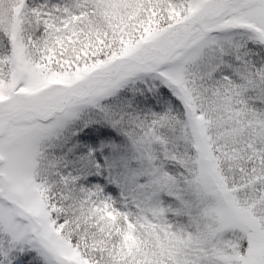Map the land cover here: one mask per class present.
Listing matches in <instances>:
<instances>
[{"label":"snow or ice","instance_id":"snow-or-ice-1","mask_svg":"<svg viewBox=\"0 0 264 264\" xmlns=\"http://www.w3.org/2000/svg\"><path fill=\"white\" fill-rule=\"evenodd\" d=\"M0 264H264V0H0Z\"/></svg>","mask_w":264,"mask_h":264}]
</instances>
